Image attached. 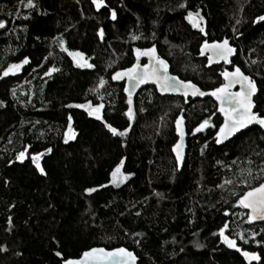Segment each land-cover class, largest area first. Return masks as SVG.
<instances>
[{"label":"trees","instance_id":"obj_1","mask_svg":"<svg viewBox=\"0 0 264 264\" xmlns=\"http://www.w3.org/2000/svg\"><path fill=\"white\" fill-rule=\"evenodd\" d=\"M26 3L0 0V264H63L95 246H125L139 264H264V222L249 223L237 203L264 181V130L253 126L218 145L222 118L212 100L162 96L153 86L129 97L111 79L136 48L155 45L173 73L216 85V69L200 55L206 25L209 41L232 38L234 61L257 80L264 116V22H253L264 0ZM188 12H199L203 31ZM25 57L18 72L3 75ZM49 68L56 71L45 75ZM98 105L100 120L88 114ZM69 116L74 138L66 139ZM179 116L188 131L182 166L172 152ZM204 120L208 128L194 134ZM105 124L128 131L113 135ZM36 153L43 175L31 161ZM119 164L130 177L115 186ZM225 224L236 248L220 236ZM241 250L259 259L249 262Z\"/></svg>","mask_w":264,"mask_h":264},{"label":"snow or ice","instance_id":"obj_2","mask_svg":"<svg viewBox=\"0 0 264 264\" xmlns=\"http://www.w3.org/2000/svg\"><path fill=\"white\" fill-rule=\"evenodd\" d=\"M21 3H23V0H21ZM92 4L96 6L97 9H99L102 5H104V0H92ZM32 0H27V3L24 4V7H32ZM181 7H184V5H181ZM199 17V19H203L199 16V12H196L195 14L192 12H188V15L186 19L189 20L190 23H193V26H197L198 21H193V17ZM111 18H116L115 11L111 12ZM255 22H264V15L257 16ZM239 23V21H237ZM6 27V22L2 19H0V29H3ZM203 31V29H200ZM102 35V33H101ZM133 39H137V37H133ZM60 46L64 51H68L66 48H64V42L63 40L60 41ZM204 47L210 48L211 52L214 54V56L218 59H222L225 63H228V57L233 53L234 49L229 45V42L227 39L222 40L220 42H213L210 46L205 43L204 46H202V51ZM136 52L138 54H144V55H150L152 57L153 63L150 65L145 64L143 65V71H137L138 65L133 64L131 68L126 69L122 72H116L112 79H120L123 75H126L128 80L132 82V87L138 86L140 84L146 83L148 81H151L157 85V87L163 91H176L181 92L184 96H188L189 93L191 95L196 96L200 95L203 96L206 93L200 91L196 85L192 84L190 81H181L178 80L175 77H171L167 74L168 72V66L167 63L161 59L159 56H156L155 49L150 48L141 53L140 49H136ZM70 56H73L74 60L76 58H82L83 54L79 52H69ZM212 56H209V62L212 61ZM28 58L25 57L19 64H10L8 68L3 72L4 76L9 75V73H15L18 72L23 64H27ZM78 66H87L92 67V65L87 64L86 61L83 63H80ZM56 71L54 68H49L48 71L45 73V75H49L50 73ZM221 75L224 77L226 83L221 84L219 87L213 89L209 95L213 96L218 102H219V111L224 115V123L219 126V131L216 133L217 139L216 143H221L222 139H228L231 137L235 132L239 131L242 128L247 127L248 125L252 123L258 124L261 128H264V116L260 115L258 112L253 111L255 107V101L253 100V96L257 93V86L255 81L250 78L247 75H244V73L240 70L239 67H236L232 72L224 71L221 73ZM104 81L101 79L100 84H103ZM234 84L240 85V91L232 92L230 89ZM126 92H130V89L128 87L125 88ZM129 104H131V99H129ZM76 107L84 108L85 105H76ZM102 105H98L94 108H91V110L88 111V114L90 116H95L97 120L102 119L100 115V108ZM128 117L129 120L132 119V109L129 107L128 109ZM69 122V130L65 133L66 139L74 138V133L71 129V117H68ZM181 122L182 118L178 117L176 120L177 125V133L180 135L181 140L183 139V132L181 130ZM209 125L208 120H204L201 122L195 129L194 132H200L202 131L206 126ZM105 127L108 128V130L113 135H121L123 136L128 129H124L123 131H119L115 127H112L109 124H105ZM179 146L178 145L173 147V151L176 152V161L179 165L181 156L179 151L177 150ZM27 149L24 151H20L16 159L18 161H23L25 159V153ZM47 152H50L51 149H46ZM42 155V153H36L31 156V161L35 165L36 169L43 175L44 169L41 167L39 163V157ZM119 174V177L121 180L126 179L127 177L120 173V167L119 165L117 168L112 172V176L114 178H117ZM226 183H230V181H226ZM96 189L89 188L86 189V192H93ZM237 203L246 209H250L248 219L249 221H252L254 219H262L264 220V183L259 184L258 187H253L249 191L245 192L237 201ZM228 225L225 224L220 229V236L224 240V242L228 245L230 248H236V243L233 240L228 239L224 235V230L227 228ZM239 250V249H237ZM57 256H60L61 253L57 252ZM243 255L246 258H250L252 260H258L259 257L256 253H249V252H243ZM136 257L133 255L132 252L127 251L124 248H118L115 249L112 252H105L104 249H91L90 251H86L83 253V256L80 260L73 261V260H66L65 264H135Z\"/></svg>","mask_w":264,"mask_h":264},{"label":"water","instance_id":"obj_3","mask_svg":"<svg viewBox=\"0 0 264 264\" xmlns=\"http://www.w3.org/2000/svg\"><path fill=\"white\" fill-rule=\"evenodd\" d=\"M192 19H193L194 22L199 20L198 17H195V16H194ZM192 24H193V23H192ZM197 24H198V23H197ZM195 27H196V26H195ZM226 39H227V38H226ZM223 40H225V39H223ZM227 40H228V42H229V45L234 49L233 53L228 57V60L231 61V60L236 56V54H237V47H235L234 45L231 44V39H227ZM221 41H222V40H221ZM216 42H220V41H216ZM211 44H212V43L207 44V45L210 46ZM204 45H205V44H203L202 46H204ZM202 46L200 47V55H201L202 57H205V56L207 55L208 58H209V56L211 55V56L213 57V58H212V61L209 62L211 65L221 64V63L224 62L222 59H218V58H216V57L214 56V54L211 52L210 48H208V47H204V48H203V51H202ZM153 47H154V49H155V53H154V54H155L156 56H159L161 59H163V60L167 63V66H168V72H167V74H168L169 76H171V77H175V78H177L178 80H181V81H190L192 84L196 85V87H197L200 91H202V92H204V93H206V94L203 95V96H200V95L193 96V95H191V93H189L188 96H184L181 92H176V91H163V90L159 89V88L157 87V85H156L155 83L151 82V81H148V82H146V83L140 84V85L135 86V87H132V82H130V81L128 80V78H127L126 75H123L120 79H116V80H113V79H112V76H113L116 72H122V73H123L124 70L131 68L133 64L138 65L139 67H138L137 71H141V72L144 70V69H143V65L148 64V65L151 66V64L153 63L152 57H151L150 55L138 54V53L136 52V49H140V50H141V53H143V52L146 51L147 49H150V48H153ZM136 49L134 50V53H133V56H134V62H133L130 66H128V67H125V68H121V69L116 70V71L113 72V74L111 75V79H112L113 82H115V83H122V82H124V92H125V94H126L127 96H129V97H134V96H136V95L141 91V89H143L144 87H147V86H154L155 89H156V91H157V93H158L159 95H162V96H166V95H168V96H178V97H182V98H185V99H192V100L211 98V99H213V100L215 101V103L217 104L218 112L221 114V116H222V118H223L221 124L224 123V115L219 111V107H220L219 102H218L213 96H211V95L208 94V93H210L213 89H215V88H217V87H215V88H213V89H204V88H202L199 84H197L196 82H194L193 80H191V79H184V78L180 77L178 74L173 73V72H172V69H171V64L169 63V61H168L165 57H163V56L160 55V53H159V51H158V48H157L155 45H152V46H149V47H145V48H136ZM80 63H83V60L80 59L79 64H80ZM235 68H236V67H235ZM235 68H234V69H235ZM234 69H233V70H234ZM233 70H225V71L232 72ZM240 70H241V69H240ZM241 71H242V70H241ZM242 72H243V71H242ZM243 73H244V72H243ZM244 75H247V74L244 73ZM247 76H249V75H247ZM249 77L251 78V76H249ZM223 78H224V77H223ZM224 80H225V79H224ZM254 81H255V80H254ZM225 83H226V81H225ZM255 83H256V86H257V93L253 96V100H254L255 96L258 94V91H259V88H258L257 82L255 81ZM126 87H128V88L130 89V92H126V91H125V88H126ZM218 87H219V86H218ZM230 91H232V92L240 91V85H239V84H234V85L232 86V88L230 89ZM254 101H255V100H254ZM255 107H256V103H255ZM255 107H254L253 111H255ZM179 117L182 118V122H181V130H182V132H183V139L181 140L180 135L177 133V130H176V128H177L176 120H177V119H176V120H175V133H176V136H177V140H176V142L174 143V145L172 146V152H173L174 158L176 159V152L173 151V147L176 146V145H178V142H179V146H178L177 150L179 151L180 156H181V160H180L179 166H182L183 163H184V160H185V158H186V153H187V138H188V131H187V127H186V119L184 118V116H179ZM221 124H220V125H221ZM208 126H209V125H208ZM208 126H206V127H205L202 131H200V132H194V134H200V133L204 132V131L208 128ZM253 126H258L259 128H261L258 124H256V123H252V124L248 125L247 127L242 128V129H240L239 131L235 132V133H234L231 137H229L228 139H222L221 143H217V144H218V145H222V144L226 143L227 141H229L230 139H232V138H233L234 136H236L238 133H240V132H242V131H244V130H246V129H249V128L253 127ZM261 129L264 130V128H261ZM218 131H219V128H218L217 132H218ZM217 132H216V133H217ZM216 139H217V136H216ZM176 162H177V161H176ZM262 183H264V181H263ZM260 184H261V183H260ZM258 186H259V185L255 186V187H258ZM249 190H250V189H249ZM249 190H248V191H249ZM245 209H246V208H245ZM246 210H247V213H248V215H249L250 209H246ZM248 221H249V219H248ZM261 222H264V220H262V219H258V218H257V219H254V220H252V221H249V223H251V224L261 223ZM118 248H124V249H126L127 251L132 252L133 255L136 257L135 264H139L140 258L137 256V254H136L133 250H130V249H128V248L125 247V246H120V247H115V248H106V247H104V246H95V247H92V248H90V249H88V250H85L84 252H86V251H90L91 249H104L105 252H112V251H114L115 249H118ZM84 252H83V253H84ZM243 252H249V251H248V250H241V251H240V254L242 255V257H244L247 261H249V262H251V261H255V260H252V259H250V258H246V257L243 255ZM83 253H82V255H81L80 257H78V258H69V259H67V260H73V261L80 260L81 257L83 256ZM249 253H250V252H249ZM65 261H66V260H65ZM65 261L63 262V264H65Z\"/></svg>","mask_w":264,"mask_h":264},{"label":"flooded vegetation","instance_id":"obj_4","mask_svg":"<svg viewBox=\"0 0 264 264\" xmlns=\"http://www.w3.org/2000/svg\"><path fill=\"white\" fill-rule=\"evenodd\" d=\"M198 19H199V17H198ZM199 23H200V21L198 20V24H197V26L196 27H198L199 26ZM231 39V44L232 45H234L235 47H237L234 43H233V40H232V38L231 37H225V38H222V39H217V40H214V41H209V36H208V34H207V28H206V25H205V43H207V44H210V43H213V42H216V41H221V40H223V39ZM203 45V44H202ZM201 45V46H202ZM200 46V47H201ZM204 59H205V67L206 68H215L216 69V76H215V84L216 85H214V86H212V87H210V88H208V89H213V88H215V87H218V86H220L221 84H224L225 83V80H224V78H223V76L221 75V73L222 72H224L225 70H233L235 67H239L244 73H246L247 75H249V76H251L249 73H247V72H245L241 67H240V65H238V64H236V61H234V59H235V57L231 60V61H229L228 63H225V62H223V63H221V64H216V65H211L210 63H209V58H208V56L206 55L205 57H203ZM134 62V61H133ZM251 78L253 79V80H255L256 82H257V80L254 78V77H252L251 76ZM121 84H123V90H124V82H122ZM257 85H258V83H257ZM154 87V86H153ZM155 88V87H154ZM259 88V87H258ZM125 93V92H124ZM258 95V94H257ZM256 95V96H257ZM256 96H255V98H256ZM255 98H254V100H255ZM207 100L208 99H210V100H212L213 102H214V104L216 105V109H217V111H218V108H217V104L215 103V101L213 100V99H211V98H206ZM255 111H256V107H255ZM257 112V111H256ZM219 113V112H218ZM220 114V113H219ZM220 116H221V114H220ZM221 118H222V116H221ZM222 120H223V118H222Z\"/></svg>","mask_w":264,"mask_h":264},{"label":"rangeland","instance_id":"obj_5","mask_svg":"<svg viewBox=\"0 0 264 264\" xmlns=\"http://www.w3.org/2000/svg\"><path fill=\"white\" fill-rule=\"evenodd\" d=\"M199 28H200V29H201V28L203 29V27H202V23L199 24ZM119 167H120V173L124 174L127 178L121 180L120 177H119V174H118L117 178H114V177L112 176V182H113V184H114L115 186H118V185L122 184L123 182H125L126 180H128V178L130 177V175H126V174L123 172V164H119ZM116 168H117V167H116ZM116 168H115V169H116Z\"/></svg>","mask_w":264,"mask_h":264}]
</instances>
